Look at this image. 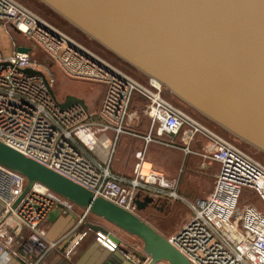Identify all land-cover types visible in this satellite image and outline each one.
<instances>
[{
    "label": "built area",
    "instance_id": "2783aa9c",
    "mask_svg": "<svg viewBox=\"0 0 264 264\" xmlns=\"http://www.w3.org/2000/svg\"><path fill=\"white\" fill-rule=\"evenodd\" d=\"M0 28L11 39L10 52L0 48V141L92 190L96 196L128 209L139 188L178 196L177 181L144 159L135 175L126 179L113 171L111 158L100 161L88 155L76 138L77 131L89 124L115 129L117 133L124 131L132 96L140 92L148 101L152 127H158L160 135L176 133L189 124L207 137L210 156L220 163L213 193L192 203L194 216L170 238L172 243L193 264H264V214L253 205L243 209L238 206L243 187L254 189L264 200L261 162L174 103L162 85L153 80L140 82L19 0H0ZM16 33L24 35L29 45L18 43ZM20 45L31 50L19 52ZM38 50L44 53L45 60L36 57ZM50 63L58 64L71 77L104 83L100 107L91 110L75 104L62 109L43 76L24 71H40L52 87L55 78ZM146 139L154 137L148 134ZM26 185L23 174L0 163V220L11 217L21 228L42 238V224L52 210L74 213L73 201L39 182L15 205ZM88 213L85 210L82 219ZM74 231L47 243L36 258L26 259V264H44L47 252ZM85 235L82 233L75 244ZM13 240V235L0 228V257ZM96 240L111 251L120 246L104 230L97 231ZM126 257L135 264H147L149 260L134 253H126Z\"/></svg>",
    "mask_w": 264,
    "mask_h": 264
},
{
    "label": "water",
    "instance_id": "95a60500",
    "mask_svg": "<svg viewBox=\"0 0 264 264\" xmlns=\"http://www.w3.org/2000/svg\"><path fill=\"white\" fill-rule=\"evenodd\" d=\"M128 67L162 85L183 106L264 155V0H34ZM19 52L31 49L20 45ZM26 73L45 75L32 68ZM62 109L85 101L68 95ZM0 163L27 178L15 205L37 182L143 243L147 264H193L132 210L0 141ZM61 209L52 210L54 221ZM97 229H103L96 226ZM113 255L117 264L125 261ZM125 258V259H124Z\"/></svg>",
    "mask_w": 264,
    "mask_h": 264
},
{
    "label": "crops",
    "instance_id": "0c3cea01",
    "mask_svg": "<svg viewBox=\"0 0 264 264\" xmlns=\"http://www.w3.org/2000/svg\"><path fill=\"white\" fill-rule=\"evenodd\" d=\"M2 50L6 53V50ZM123 127L125 130L117 133L115 129L89 124L77 131L76 138L88 155L100 161L111 158L113 171L126 179L135 175L139 163L144 159L177 181L178 196L156 189L139 188L130 206L133 212L170 239L194 216L192 203L213 193L220 163L210 156L207 137L189 124L183 125L176 133L160 135L158 127H152L148 101L140 92L132 96ZM148 134L154 140H147ZM75 206L74 213H61L54 221L47 217L42 224V238L21 228L11 217L2 218L0 228L13 235L14 240L7 247L5 255L0 257V264H26V259L36 258L47 243L60 240L71 229H75L73 234L47 252L44 264H117L112 257L122 256L124 250L142 257L143 250H139V244L133 237L123 235L122 238L92 213L82 219L85 209ZM98 225L103 229L95 228ZM100 230L117 239L120 242L119 248L111 251L97 242L96 233ZM120 231L123 232L122 229ZM84 232L86 235L75 244ZM126 262L125 259L120 264Z\"/></svg>",
    "mask_w": 264,
    "mask_h": 264
},
{
    "label": "rangeland",
    "instance_id": "374dc122",
    "mask_svg": "<svg viewBox=\"0 0 264 264\" xmlns=\"http://www.w3.org/2000/svg\"><path fill=\"white\" fill-rule=\"evenodd\" d=\"M23 4H25L27 7H29L31 10L39 14L40 16L44 17L48 21L52 22L53 24L57 25L60 27L63 31L67 32L68 34L72 35L74 38H76L79 42L84 44L88 49L93 51L94 53L106 58L107 60L111 61L114 65H117L124 71L128 72L130 75H132L134 78L138 79L142 83H147V78L139 75L128 67L126 64H124L121 60L110 54L107 50H105L103 47L98 45L96 42L88 38L87 36L79 33L77 30H75L71 25L68 23L64 22L62 19H60L58 16L54 15L50 10L42 7L39 5L36 1L34 0H19ZM14 38L18 43L22 44H28L29 42L26 40L24 35L21 34H14ZM11 39L6 34L4 28H0V48L6 50L8 53L9 50H11ZM36 57L39 59L45 58L44 53L41 50H38L36 53ZM52 64V72L53 76L55 78V83L52 85V88L55 92V95L59 101H64L65 98L68 95H73L77 96L85 101V103L88 105V107L93 110V109H98L100 107V103L102 100V96L105 91V84L102 82H97L93 80H88V79H82V78H75L67 75L64 70L56 63H51ZM168 97V96H167ZM169 98L176 103L177 105L181 106L178 104L174 99H172L170 96ZM183 109H185L183 106H181ZM186 111L189 112V110L185 109ZM205 122V121H204ZM207 123V122H205ZM209 126L214 128L216 131L221 133L222 135L226 136L228 139H230L232 142H234L238 147H240L242 150L245 152L249 153L251 156H253L255 159H257L259 162H261L264 165V155L256 152L255 150H251L247 148L246 145L241 143L240 141L238 142L234 138H230L227 135H225L222 131L217 129L214 125L207 123ZM248 205H253L255 208H257L262 214H264V200L262 197L255 192L254 189L250 187H243L240 193L239 201H238V206L243 209L244 207ZM76 207V206H75ZM94 215V214H91ZM93 218L95 216H92ZM101 221H105L102 218ZM116 233L118 232V235L123 238V235L126 237H133L139 245V250L143 249V243L135 238L134 236H129V234H123V232L120 231V228L115 226L112 223H109L105 221ZM126 233V232H124ZM158 264H169L168 262H160Z\"/></svg>",
    "mask_w": 264,
    "mask_h": 264
},
{
    "label": "trees",
    "instance_id": "16d2710c",
    "mask_svg": "<svg viewBox=\"0 0 264 264\" xmlns=\"http://www.w3.org/2000/svg\"><path fill=\"white\" fill-rule=\"evenodd\" d=\"M136 73H138V72H136ZM139 75H141L140 73H138ZM141 76H143V75H141ZM144 77V76H143ZM146 78V77H145ZM147 81H149V79H147ZM165 94L169 97H171L172 99H174L171 95H170V93L165 89ZM175 100V99H174ZM176 101V100H175ZM178 104H180L181 106H183L181 103H179L178 101H176ZM185 109H187V110H189L187 107H185V106H183ZM189 112L190 113H192L193 115H195L196 117H198L200 120H202V121H205L203 118H201L200 116H198L197 114H195L194 112H192L191 110H189ZM205 122H207V121H205ZM208 123V122H207ZM217 128V127H216ZM218 129V128H217ZM220 130V129H219ZM221 131V130H220ZM224 133V132H223ZM225 134V133H224ZM225 135H227V134H225ZM228 137H230V138H232L231 136H229V135H227ZM239 142V141H238ZM247 148H249V147H247ZM249 149H251V150H253L254 151V149H252V148H249ZM135 237V236H134ZM135 238H137V237H135ZM137 239H139V238H137ZM140 240V239H139ZM141 241V240H140ZM142 242V241H141Z\"/></svg>",
    "mask_w": 264,
    "mask_h": 264
}]
</instances>
